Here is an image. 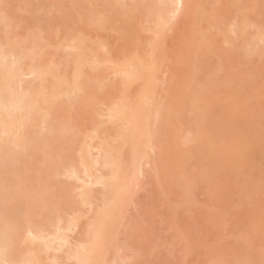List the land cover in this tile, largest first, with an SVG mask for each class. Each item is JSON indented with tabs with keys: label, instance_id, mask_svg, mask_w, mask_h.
Returning a JSON list of instances; mask_svg holds the SVG:
<instances>
[{
	"label": "bare ground",
	"instance_id": "6f19581e",
	"mask_svg": "<svg viewBox=\"0 0 264 264\" xmlns=\"http://www.w3.org/2000/svg\"><path fill=\"white\" fill-rule=\"evenodd\" d=\"M21 1L24 6L21 4L23 9L17 7L16 18L7 1L0 0V139L2 136L3 140L12 143L3 144L5 141L0 140V144L11 146H4L8 151H4V147L0 151L6 158L14 156L7 169L2 170L0 166V264H120L131 260L118 243L121 228L126 224V213L139 189L142 166L154 164L159 168L167 151L172 159L170 163L175 166V181L170 187L176 197V205L169 207L171 213L168 218L172 219L169 221L175 232L173 238L186 236L181 248L185 258L202 246L200 233H194L193 228L182 229L180 236L178 228L181 221L176 219L177 206L182 207L191 200L196 178L205 175L208 183H212L221 176L227 181V189L239 179L241 185L236 192L239 200L249 193L264 195V173L258 172V177L253 170L245 172L246 164L250 165V169L264 168V144L246 143L243 137L261 139L264 143V131L259 132L250 121L246 130L238 129V123L232 125L230 131H236L235 136L225 137L222 128H210L209 105H216L217 116L226 110H233L235 116H248L246 110L253 98V93L244 94L248 86L254 89L255 79L245 80L246 84H250L247 87L245 85L233 93L221 94L222 85L232 82L223 74L226 62L222 55L225 51L218 54L219 64L215 70L205 75L183 104L174 142H166L170 136L167 120L176 115H171V111L177 108L169 101L165 103L164 99L162 102L157 99L161 82L158 74L166 57L163 44L182 9L188 7L189 12L186 11L191 21L187 19L190 26L186 36L191 39V46L194 43L197 49L187 52L188 48L183 50L180 47L175 55H180L178 59L185 55L187 58L194 56L191 63L194 72L190 75V80H193L195 74L204 71L203 58L214 50V42L209 40V36L217 27L223 42L218 48H233L239 58L246 55L249 60L252 55H264V24L245 13V10H250L254 14L257 4L252 9L240 8L242 17L237 16L229 22L222 4L220 8L221 0H74L70 4L74 14L68 21L71 12L63 4L67 0H49L52 4L48 9L44 3L49 1L37 0L41 5L30 14L26 13L25 21L30 20V26H25L22 33L24 22L21 19L24 18L20 16L29 10L27 8H35L37 2L29 0L31 4L27 1L25 5V0ZM217 2L220 9L215 5ZM50 7L54 17L58 14L54 11H62L58 14V18L62 16L57 18L59 21L57 16L54 20L53 14L52 17H42L41 13L45 14ZM43 8L47 11H42ZM63 14L67 16L65 20ZM32 15L33 19H29ZM261 15L264 16V13ZM62 21L65 23V26L61 25L65 27L64 32L59 26ZM85 26L93 27L95 35L87 32ZM110 30L116 35L120 33L119 40L122 42H109L106 34L109 31L113 35ZM249 31H252L251 36L237 45V40L239 42ZM47 32L55 37H49L50 33L47 36ZM143 34H149L146 35L149 48L142 38L141 48L136 46V42L133 44L136 47H131L128 42L134 38L139 40ZM181 34L184 36V33ZM54 39L59 44L55 45ZM235 43L237 46H233ZM58 45L71 49L68 56L65 53L64 63L60 59L64 66L58 65L60 62L56 58L57 61L50 57L53 65L45 62L48 59H45L44 53L51 47L52 51L59 50L61 47L53 49ZM203 45L209 47H206V52ZM47 46L49 48L45 51ZM54 51L49 53L55 55ZM65 58L68 60L65 61ZM27 75L35 79L32 86L24 85ZM177 77L174 75L173 81L177 82ZM161 87L164 88L163 85ZM259 118L258 115L253 120ZM107 122L108 125L105 124ZM35 128L38 134H34ZM45 128L46 133L43 131ZM187 128L189 133L182 135ZM155 149L159 150V155H156L159 158L158 161L153 159L152 163L150 154ZM243 150L250 152L244 161L240 157ZM193 161L194 166L191 164ZM4 171L10 172L7 173L11 174L10 178L2 177L7 176ZM13 177L15 179L7 183ZM160 178L161 175L156 173L159 184L162 182ZM161 184L158 191L161 189L165 198H170ZM95 186L100 187L96 189ZM236 206L240 207V203L236 202ZM84 216H88L87 222L80 225ZM131 216L129 218L133 219ZM129 220L128 224L131 223ZM136 225V231L130 226L131 230L139 233L141 228L138 229V223ZM133 235L136 238V234ZM188 236L194 244L187 250ZM231 245L220 244L221 256L214 258L218 264H255L258 261L264 264V253L256 252V247L251 244L247 246L243 235H237ZM137 252L140 251L137 249L134 255ZM197 254V259L203 258L204 254ZM200 259L197 262L202 261ZM183 261L186 262V259Z\"/></svg>",
	"mask_w": 264,
	"mask_h": 264
},
{
	"label": "rangeland",
	"instance_id": "374dc122",
	"mask_svg": "<svg viewBox=\"0 0 264 264\" xmlns=\"http://www.w3.org/2000/svg\"><path fill=\"white\" fill-rule=\"evenodd\" d=\"M6 1L10 5L9 8L13 11V13L16 15V18H17L18 11H19V10H17V7H18V9H20L21 4L23 5V3L20 4V0H6ZM22 1H24V0H22ZM27 1H28V3H30L29 0H25V2H26L25 5L28 4ZM35 1L37 2V0H34V2ZM47 1H49V0H47ZM221 1H222V3L220 2V5L221 4L223 5L224 14L227 15V19H226L227 21L230 22L234 18H236L237 16L242 17L241 14H243V13L240 11V8L248 7V8L252 9V7L255 4H257V9L254 11L255 12L254 14L250 13V10H245V13L247 15H249L250 17H252L253 19L255 18L254 20H257L258 23L264 24L263 23L264 22V16L261 15L262 13H264V0H258L257 2H255V0H221ZM36 2H35V4H36ZM49 2L44 3L47 6L46 9H48V7L51 6L50 4H52V2H50V3ZM68 2H70V3L67 5ZM72 2H74V0H72V1L67 0V3L65 1H63V4H65V7H69L70 11H68V12L69 13L71 12L70 15H68V17L70 16L68 18V21H70V18H72L73 14H74V12L72 11V7H71ZM212 2H213V0H212ZM39 4H40V2L39 3L37 2V4L35 5L36 6L35 8H32V7L27 8V9H29V10H27V12L24 8L25 11L20 16V18H24V19H21V22L22 23L24 22V26H22V28H21L22 33L25 31V28H26L25 26H27V25L30 26V24L28 23V22H30L29 19H33V16L35 15V14L32 15V17L29 19L27 18V21L28 20L29 21L26 22L25 20H26L27 14L28 13L30 14L32 10L36 9L37 6H39ZM18 5H20V6H18ZM215 5L218 7V9L222 8V5L219 8V6H220L219 3L215 4ZM209 7H210V3H209ZM51 8L52 7H50L48 11L46 9L45 10L47 12L51 11L52 13L49 12L48 14H46L47 13L46 12L44 14L42 12L41 14L43 16L40 15V17L41 16L46 17V15H49L50 17H52V16L54 17L53 9H51ZM187 8H184L185 10L182 9V12L179 14L177 19L175 20L174 25H172L173 29L171 28L172 30H170V33H168V37L166 36V43L163 44V46H165V47H163V49H164L163 53L165 54L166 57H165V60L163 62V65L161 67L162 70L158 74L161 78V82L159 84L160 87L158 90L159 91V95L157 98L158 101L162 102V99H164L165 103H166V101H169V103L171 105H175L177 108L175 111H171V115H173V113H175L176 115H173L172 118L170 117L167 120V123H169L168 132H169L170 136L166 138V142L167 143L174 142V134L177 132L178 128L180 127V121H179L180 116H179V114L182 112L183 104L185 103L187 97L189 98L193 89L198 87V85L200 84L202 79L205 77V75L208 74V72L215 70V67H217L219 64L218 63V61H219L218 54L221 55L222 52H224V51H225V54L222 56L224 57L226 65H225V68H224L225 70H224L223 74L226 75L227 77H230V79H232V82L228 85H222V88H221V94L222 95H226L230 92L233 93L236 89H239L245 85L247 87L248 85H250V84H246L247 82L245 80H247V79H249V80L255 79L256 82L254 84V89L251 88L250 86H248V90L244 94V95H250L253 93V98L250 100V104L246 110V114L248 116H235V113L233 110H226L224 114L217 116L216 105H209L207 107L208 108L207 114H208V119L210 120V123H211L210 128L212 130H215L216 128L217 129L222 128L223 134L225 137L232 136V135L235 136V135H237V132L234 130L230 131L232 129L231 126L232 125L235 126V124L238 123V125H236V127L238 129L246 130V129H248L247 122L250 121L251 125L257 126L259 132L264 131V93H263L264 92V55L259 56V54L257 53L258 55H255V56L252 55L253 58H251V60H249V58H247L246 55L243 58H239V54L235 53L234 52L235 49H233V48H229V49H225L224 47H222L221 49L218 48L223 43L221 40L222 36L220 34H218L217 30L219 29V27H217L218 29L214 28L215 30L212 29L213 30L212 36H209V34H207L210 37L209 40L214 42V45H213L214 46V50H213L214 52L210 50V53L207 52L208 54L206 56L203 54L205 56V58H203L205 60V64L202 67L204 71L195 74L196 78L194 77L195 79L190 80L191 79L190 75L194 72L193 68H191V63L193 61L194 56L187 58L185 55L186 51H184L185 57H180L181 59H178L180 55L179 56L175 55V54L179 53L178 50L181 48L183 50H186L188 48L187 52L192 51V50L195 51L197 49L196 47H194L195 46L194 43H193V46H191V44H190L191 39L188 36H186V34H187L186 32L188 31L189 26H190V23L188 24V22L191 21L190 15H188L189 10ZM21 9H23V8L21 7ZM54 9L56 10V8H54ZM186 9L188 10V12L186 11ZM45 10L43 8L42 11L45 12ZM58 10L59 11H57V10L54 11V13L58 12V14H59L62 12V11H60V9H58ZM67 10H66V12H67ZM58 14L56 15L57 17L55 16L56 19L58 18ZM49 16H47L48 19L50 18ZM63 16H64V14H63ZM65 16L63 17L64 20H65ZM186 16H187V18H186ZM188 16H189V18H188ZM28 17H30V15ZM55 17H54V20H55ZM61 17L62 16H60L59 18L61 19ZM41 18L39 20H41ZM66 18H67V16H66ZM187 19H189L188 22H187ZM43 20H44V18H43ZM45 20H47V19L45 18ZM240 21H242V20H240ZM63 22L64 21H62V24H60L59 26H61V25L65 26L64 25L65 23L63 24ZM57 25L58 24H56V26ZM48 26H49V24H48ZM63 26H61V27L63 28ZM11 27L12 26H10V28ZM58 27H56V28L54 27V28L57 29ZM64 28L62 29L63 32L65 30ZM86 28L88 30L87 32L91 31L90 34L95 35L96 30L93 27H86ZM55 29H53L54 32L56 31ZM51 31H52V29H51ZM110 31H112V30H110ZM137 31H138V29H137ZM142 31H144V30H142ZM142 31H140V32H142ZM108 32L109 31H107V34H106V32H104V33L110 38V39L108 38L109 42L111 41L113 44L114 43L116 44L115 41L122 42V40L121 41L119 40L120 33L116 35V34H114V31H112L113 35H111V34H109L110 32L109 33ZM140 32H139V35H141L145 31L142 32L141 34H140ZM251 32L252 31H249L247 34H245L243 36V38H240L239 42L237 40V42H236L237 45H239L243 39L249 38L252 34ZM48 33H50L49 37H52V35H51L52 33L47 32L46 33L47 36H48ZM181 33H184V36ZM146 35L143 34V37H141L142 36L141 35L139 40H136L135 38L131 39L134 42L129 41L128 43L131 44V47H136V46L140 47L144 41V45L147 46V43H149V40H147V39H149V38H147ZM62 36L63 35H61V37ZM117 36H118V38H117ZM53 37H55V36H53ZM184 37H185V39H183ZM141 38L143 39V41ZM58 39L60 40V38H58ZM113 39H115V40L113 41ZM56 40L54 42H56ZM138 41H140L141 43H139ZM206 41H208V38L206 39ZM135 42L137 44L136 46H134ZM236 43L233 46H235ZM57 44H59V42H56L55 45H57ZM119 45H120V43H119ZM142 46H143V44H142ZM226 46L227 45H225V47ZM56 47L59 48L61 46H59V45L55 46L53 49H56ZM147 47L149 48V46H147ZM206 47H208V46L203 45L204 52H206L209 48L208 47L206 49ZM230 47H232V46H230ZM263 47H264V45H263ZM48 48H49V46H47L44 50L46 51ZM65 48H64L65 50L62 47L59 48V50L56 49V51H58V52L53 50L55 55H51L49 53L50 51L53 52L50 49H48V52L47 51L45 52L43 50L45 52L44 53L45 55L42 54V57L44 55L45 59H48V61L45 60V62H49V64H52V65H53V63H50V61L52 62V60H55L54 58L59 60V62L60 61L62 62V60L64 59L63 57L64 56L66 57V54L69 53L71 50L70 48L69 49H67V47H65ZM189 49H192V50H189ZM60 50H62V51H60ZM200 50L198 51V54L201 56ZM236 50H237V47H236ZM63 51H66V52H63ZM46 54H48V56H46ZM161 55L163 56V54H161ZM184 55H181V56H184ZM67 56H68V54H67ZM50 57L53 59L51 60ZM61 58H62V60H60ZM185 58H187V60ZM176 59L178 61H176ZM184 59L186 61L182 64ZM57 60H55V61H57ZM67 60L68 59L65 58V61H67ZM179 60H182L181 64L179 63ZM55 61H54V64H55ZM61 62L58 63V65L61 64V66H64L65 65V64H63L64 60H63V63H61ZM174 75L179 77V78L177 77V82H175L176 80L173 81V79H172ZM33 79L34 78L32 77V75L31 76L30 75L25 76L24 77V85H27L26 87H28L29 85H31L33 83L35 84V79L34 80ZM162 85L164 88L161 87ZM188 85H189V87H188ZM64 102H66V100ZM239 104H241V101L239 102ZM239 104L235 107V112L237 111ZM66 105H67V103H66ZM67 106H70V104ZM73 109H74V107L71 110H73ZM75 112H74V114H75ZM74 114H72V115H74ZM76 114H77V112H76ZM258 115L260 116V118L256 121H254L253 118L258 117ZM105 124L108 125V122ZM165 129H167V128H165ZM36 130H37V128L34 129V134H35V132H37ZM31 131H33V130H31ZM43 131H44V133H46L47 128H45ZM38 133L39 132H37V134ZM188 133H189V129L187 128L186 130H184L182 132V135H184V134L187 135ZM243 137H244L246 143L254 141L257 143V146H262L264 144L261 139H257V138H253V137H246L244 135H243ZM4 139H5V136H4ZM0 140H2L3 142L5 141V140H3L2 136H1ZM8 142L9 141H5V143H3V144H6ZM8 144L11 145L12 143H8ZM0 145L2 146V147H0L1 149L4 146H7V148H11V146L9 147V145H2V144H0ZM7 148H5L4 151H8L9 149H7ZM156 151H152L150 154L152 156L151 157L152 158L151 160L153 161L152 163H154V160L158 161L159 157L156 155L157 154L159 155V150L157 152ZM1 153H0V157L5 155L4 152H1ZM33 153L35 154L36 152L34 151ZM41 154H39L40 157H41ZM249 154H250V152H248L247 150L241 151V153H240L241 160L244 161L246 158H248ZM11 155H12V153H11ZM12 157L14 158V156H12ZM37 157H39V156H37ZM165 157H166L165 160H163V161L161 160L159 168L157 167L158 165L156 166L158 170H156V167L154 164H153V166H152V164H147V165L144 164L142 166L143 173L141 174V177H140L141 181L139 183V187H138L139 189H138L137 193H135V197L133 198L134 201L131 203V205L129 207L130 210L128 209L129 212L127 211V213H126V219L124 220V223H126V224L122 226L120 236L118 239L119 245L121 244L120 246L124 247V250H126L125 253L127 255H129L128 257L132 258V259L135 258L136 260L131 259L132 260L131 261V260L127 259L125 261L127 263L120 262V264H130V263L131 264L132 263L133 264H165V263L171 264V263H169V261L172 262V264H189V263L190 264H218L217 260L214 258L221 256V255H219L220 244H225V245L234 244L235 243V237L237 235H243L244 238H246L247 246L248 245L250 246V244H251V245H253V247H256V252H258L259 254L264 253V195L260 194V193L259 194L249 193L247 196H245L244 198H241L239 200L238 195L236 193L238 191L237 187H240V185H241L239 182V179H238L237 183H235V184L233 183L232 185L229 184L230 186L227 189V185H226L227 181L225 182L223 177L219 176L216 181H214L212 183H208V177L205 175H201L198 178H196L193 182V190L190 194L191 195L190 196L191 197L190 202H188L186 205H184L182 207L177 206L178 213H177L176 219H179L181 221L180 228H178V229H180V231L178 232L180 234V236L182 233V229L184 231L187 229L191 230L193 228L194 233H196L195 231H197V233H200V235L199 234H197V235H199L200 242L202 243V246H198L197 251L196 250L195 251L198 254L200 253V254H202V255L204 254V255L203 256L201 255L203 258L200 257L201 259L200 258L197 259L196 252L193 251L194 253L193 252H192V254L188 253V256H187L188 258H185L186 256L185 257L183 256L184 251L181 248H182L183 244L186 242V240H185L186 236H184V237L181 236L179 239L178 238L174 239L173 238L174 230L171 227L172 219L168 218V217H170V216H168L169 213H171L169 207L176 205L175 204L176 197L174 195L173 189L170 187L172 184H174V181H175V178H174L175 166L170 163L172 161V159H171L170 153H168V151L165 153ZM11 158H9V156L7 158H6V156H4V158H0L1 159L0 160V166L3 167V169L2 168H0V169H2V170H4V168L7 169V167H8L7 164L9 165L10 161H11V163H13L12 160H10ZM6 160H8V161H6ZM4 161H6L7 163ZM155 163H157V162H155ZM191 164L194 166L195 161L191 162ZM3 165H6V166L4 167ZM246 169L247 170H245V172H247V173L250 172V170H253V172H256V175L258 174V172L264 173V168L262 170L257 169V167L250 169V165H248V164H246ZM5 171H4V173H5ZM8 172H6L5 174L7 175ZM195 172L197 173L196 170H195ZM156 173L161 175L160 182L162 181L161 183H163V187L167 191V193L169 195L168 197H170V198H165V195L163 193H161V189H160V191H158L159 190L158 188H160L162 186V184L160 183L161 184V186H160V184L156 180ZM10 175L11 174L7 175L6 177L5 176H2V177L7 179L8 177L10 178ZM62 177L63 176H61V179L65 180V178H62ZM6 179H5V182L7 181ZM13 179H15V178L13 177L11 179H8L7 183L10 182L9 180H13ZM68 182H71V181H68ZM99 187L95 186L96 189ZM76 191L78 192L79 190L76 189ZM153 192H155V193H153ZM236 202L240 203V207L236 206ZM78 206L81 207L82 205L78 204ZM130 216L134 217L135 219L134 218L133 219L135 221L137 220L136 224L137 223L139 224L138 229L141 228V231L139 230L140 236H139V233H134L131 230L134 227V225L136 227L138 225H136L135 222L133 224L134 220L132 218L130 219L129 218ZM87 219H88V216H84L80 221V225H84L87 222ZM128 220L131 222L130 224H128L129 223ZM169 220H171V221H169ZM131 224H133V226H131ZM169 224H170V226H169ZM195 224H199V225L196 226ZM148 226L151 227L152 230ZM168 226L171 227L172 230H170L168 228ZM199 226H203V227H199ZM198 229H200V232L198 231ZM128 230H130V231H128ZM133 230L136 231V228ZM73 234H76V233H73ZM133 234H136V238L134 237ZM183 235H184V233H183ZM0 236L2 237L1 232H0ZM128 236H130V237H128ZM190 236H188V239H187L188 240V245H186L187 250L189 248H191V246L194 244V242H192ZM73 239H74V237H73ZM138 244H140V245L137 246ZM199 245H201V244H199ZM134 246L135 247L137 246V247L135 248ZM152 246H153V248H155L154 250H153V248H151ZM133 247L136 250L138 249L140 251V252H137V255H134L136 250ZM221 247H223V246H221ZM230 247L232 248V245ZM150 251H153V252H150ZM182 259L183 260L186 259V262H184ZM195 259H196V262H195ZM199 259L202 261L197 262V260H199ZM181 260H182V262H181ZM263 263H264V261H263ZM255 264H260V263L258 261Z\"/></svg>",
	"mask_w": 264,
	"mask_h": 264
}]
</instances>
